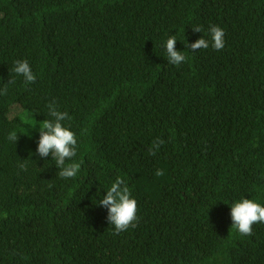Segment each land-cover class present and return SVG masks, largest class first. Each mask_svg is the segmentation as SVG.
I'll list each match as a JSON object with an SVG mask.
<instances>
[{"label":"trees","instance_id":"1","mask_svg":"<svg viewBox=\"0 0 264 264\" xmlns=\"http://www.w3.org/2000/svg\"><path fill=\"white\" fill-rule=\"evenodd\" d=\"M6 84L0 264H264V223L243 236L230 216L242 198L264 207V0H0ZM50 103L75 134V178L36 152ZM118 176L137 221L115 234L99 201Z\"/></svg>","mask_w":264,"mask_h":264},{"label":"clouds","instance_id":"2","mask_svg":"<svg viewBox=\"0 0 264 264\" xmlns=\"http://www.w3.org/2000/svg\"><path fill=\"white\" fill-rule=\"evenodd\" d=\"M192 30L197 33L202 31L200 26H196ZM209 35L211 47L217 51L222 50L225 43L224 30L219 26L213 25L209 28ZM176 42V35L169 36L164 46L168 62L173 65H179L186 60L184 52L175 50ZM209 46V41L202 37L190 45L185 43V47L193 53L199 49H207ZM13 71L17 75L23 76L25 84L35 82L36 77L26 60L16 61ZM12 82L9 80L8 84ZM6 94L7 84L3 89H0V95ZM47 107L49 116L52 119L44 120L41 127H39L40 138L36 152L40 157H47L51 154L52 159L55 160L56 167L60 169L59 176L61 178H75L80 169V164L76 162L66 164V161L72 160L77 155V140L75 134L61 123L66 118H69L68 114L56 110L54 104L50 103ZM7 138L14 143L18 140L15 131L9 133ZM163 143L164 141L159 138L153 141L149 154L155 155V149L159 148ZM99 205L107 208V221L114 227L115 234L126 231L129 227H136L137 202L131 197L130 189L123 178L118 176L115 179L107 190L106 195L99 201ZM230 216L232 227L239 234L251 236L253 224L264 223V207L251 199L242 198L231 206Z\"/></svg>","mask_w":264,"mask_h":264},{"label":"rangeland","instance_id":"3","mask_svg":"<svg viewBox=\"0 0 264 264\" xmlns=\"http://www.w3.org/2000/svg\"><path fill=\"white\" fill-rule=\"evenodd\" d=\"M20 111H21V109H20L18 106L14 107V108L12 109V113H13V114H17V113H19Z\"/></svg>","mask_w":264,"mask_h":264}]
</instances>
